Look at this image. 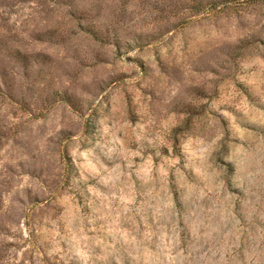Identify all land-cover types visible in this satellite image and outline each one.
I'll list each match as a JSON object with an SVG mask.
<instances>
[{
    "label": "rangeland",
    "instance_id": "rangeland-1",
    "mask_svg": "<svg viewBox=\"0 0 264 264\" xmlns=\"http://www.w3.org/2000/svg\"><path fill=\"white\" fill-rule=\"evenodd\" d=\"M0 264H264V0H0Z\"/></svg>",
    "mask_w": 264,
    "mask_h": 264
}]
</instances>
